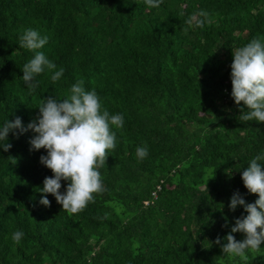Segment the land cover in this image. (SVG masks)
Wrapping results in <instances>:
<instances>
[{
  "label": "trees",
  "instance_id": "16d2710c",
  "mask_svg": "<svg viewBox=\"0 0 264 264\" xmlns=\"http://www.w3.org/2000/svg\"><path fill=\"white\" fill-rule=\"evenodd\" d=\"M200 10L211 22L189 27ZM29 28L48 37L39 51L64 69L55 82L47 69L37 75L35 92L22 80L34 56L19 47ZM256 37L264 40V0H163L159 8L145 0H0V127L16 117L26 127L42 99L66 98L79 80L124 117L99 169L105 191L73 215L51 194L49 207L39 204L53 175L40 163L46 150L29 151L32 131L9 133L12 147L0 148V264H244L214 241L226 243L247 215L229 210L235 191L247 203L258 199L241 175L264 153V123L239 120L244 106L232 99L230 78L232 51ZM248 257L264 264V244Z\"/></svg>",
  "mask_w": 264,
  "mask_h": 264
},
{
  "label": "clouds",
  "instance_id": "9594fccd",
  "mask_svg": "<svg viewBox=\"0 0 264 264\" xmlns=\"http://www.w3.org/2000/svg\"><path fill=\"white\" fill-rule=\"evenodd\" d=\"M162 3L163 0H145L149 8H159ZM210 22L209 13L204 10L194 13L185 21L189 27L201 29ZM47 43V36L31 28L26 29L19 38V47L34 53L22 68V80L29 92H35L38 84L34 78L46 69L53 73V82L63 76L64 69L61 67L57 70V65L39 51ZM232 55L231 97L237 106L241 103L244 106L240 109L242 114L239 120L264 123V40L253 38L232 51ZM38 109L39 114L26 127L20 117L14 121L7 120L0 127V148L7 152L12 147L6 143L10 132L19 138L32 131L35 135L29 140V151L46 150L47 155L40 156V163L53 173L51 177L44 178L41 192L45 195L41 196L39 204L49 207L51 202L46 194H51L62 205L63 211L69 215L78 214L90 202H94V194L105 191L99 169L106 165L109 152L116 147L117 132L114 129L123 128L124 117L122 114H110L104 109L95 89L86 90L83 80L73 84L70 94L62 100L53 97L42 99ZM147 155L146 146L137 147L139 160ZM241 179L248 193L258 195V199L247 203L243 195L235 191L230 198L229 210L235 212L239 206L247 215L242 214L235 219L234 226L223 237L226 243H221L219 236L214 243L221 247L224 255L239 258L247 264L248 252L259 254L264 244V153L250 160ZM61 181L68 182L64 192H61ZM233 233H242L244 238L237 240ZM23 236L24 233L17 230L11 238L19 243Z\"/></svg>",
  "mask_w": 264,
  "mask_h": 264
}]
</instances>
